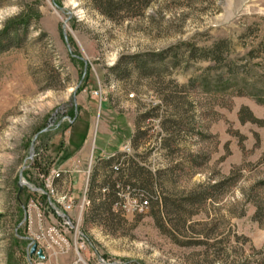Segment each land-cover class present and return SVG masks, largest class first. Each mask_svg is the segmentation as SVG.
Wrapping results in <instances>:
<instances>
[{
    "label": "rangeland",
    "instance_id": "374dc122",
    "mask_svg": "<svg viewBox=\"0 0 264 264\" xmlns=\"http://www.w3.org/2000/svg\"><path fill=\"white\" fill-rule=\"evenodd\" d=\"M33 186L73 199L67 253L31 237ZM0 214V264H264V0H0Z\"/></svg>",
    "mask_w": 264,
    "mask_h": 264
},
{
    "label": "built area",
    "instance_id": "2783aa9c",
    "mask_svg": "<svg viewBox=\"0 0 264 264\" xmlns=\"http://www.w3.org/2000/svg\"><path fill=\"white\" fill-rule=\"evenodd\" d=\"M123 151L128 152L130 150L128 145H124ZM60 176V172L57 170H51L47 174L42 175V182L46 189L52 191L50 188L54 186V182ZM126 189H129L127 186ZM34 192H40L41 194L47 196V202L42 204L36 202L34 199L28 201L26 205V223L30 233H32V226H36L38 233H32L31 237L34 239H39L45 249H57L61 253H67L70 249V244L68 242L69 230L73 228L69 216L66 212L72 209L73 199L68 201L64 205L57 204L48 193V190H41L39 187H31ZM66 198V197H65ZM129 204L131 211L141 212L148 206V200L142 195H137L136 197H129ZM115 206L124 207L120 205L119 201L115 202ZM52 212V215L56 218L55 222L50 224H45V214ZM79 239H82L79 237Z\"/></svg>",
    "mask_w": 264,
    "mask_h": 264
},
{
    "label": "trees",
    "instance_id": "16d2710c",
    "mask_svg": "<svg viewBox=\"0 0 264 264\" xmlns=\"http://www.w3.org/2000/svg\"><path fill=\"white\" fill-rule=\"evenodd\" d=\"M90 1H92L93 5L96 8H98L102 13L109 16V15H113L114 13H119V12L125 11V10L142 9L145 6L149 5L152 0H90ZM214 52H217V49H216V51L214 49ZM35 166L36 165H34V167ZM111 169L115 172L120 171V168L118 165L111 166ZM134 169L136 170L135 177L137 179H139L140 176H139V173L137 171H142V168H138L136 166V168H134ZM150 176H151V174H150ZM100 186L103 188V191H105L103 193L106 196L105 199L110 201V200L116 198L115 197V194H116L115 189H117L119 187L117 181H110L109 182L108 178L104 177L100 181ZM138 193H139L138 195H142L143 197L147 196V194L143 191L138 192ZM41 197L44 198L45 196L41 195ZM103 204H104V202H101V204L99 206L102 207ZM1 217H2V214H0V218ZM15 225H16V223H15ZM16 231L19 233L20 230L18 229ZM14 234L15 233H13V238H14Z\"/></svg>",
    "mask_w": 264,
    "mask_h": 264
},
{
    "label": "crops",
    "instance_id": "0c3cea01",
    "mask_svg": "<svg viewBox=\"0 0 264 264\" xmlns=\"http://www.w3.org/2000/svg\"><path fill=\"white\" fill-rule=\"evenodd\" d=\"M73 140V139H72ZM70 141H71V138H70V140H69V142L68 143H70ZM83 145H84V143L82 144V146L77 150V152L76 153H74V154H72L71 156H69V159H68V165H69V168H67L65 171H64V173H66V175H67V180L69 181V183L72 185H74V187H77V188H79V183H72V180L75 178V176H76V174L77 173H81L82 172V167H81V164H80V161H78V156H77V154L78 153H81L82 152V148H83ZM80 178V177H79ZM59 181L60 180H57V182H56V185H57V187H58V185H59Z\"/></svg>",
    "mask_w": 264,
    "mask_h": 264
},
{
    "label": "water",
    "instance_id": "95a60500",
    "mask_svg": "<svg viewBox=\"0 0 264 264\" xmlns=\"http://www.w3.org/2000/svg\"><path fill=\"white\" fill-rule=\"evenodd\" d=\"M20 177H21V174H20ZM23 185H24V182L22 180H20L19 183H18L19 191L22 189ZM29 245H30L29 246L30 247L29 248V252H28L29 256H32L35 253L38 258L44 259V254H43L42 249L38 248L37 244L35 242L31 241Z\"/></svg>",
    "mask_w": 264,
    "mask_h": 264
}]
</instances>
